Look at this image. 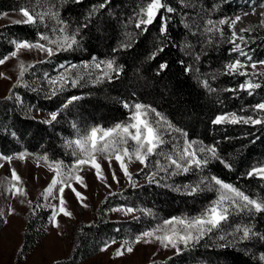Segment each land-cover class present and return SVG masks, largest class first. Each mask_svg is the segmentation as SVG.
<instances>
[{"label":"trees","instance_id":"1","mask_svg":"<svg viewBox=\"0 0 264 264\" xmlns=\"http://www.w3.org/2000/svg\"><path fill=\"white\" fill-rule=\"evenodd\" d=\"M145 2L146 0H112L111 6L97 16L87 30H82V48L61 52L44 60H19L25 66L35 64V67H28L20 86L13 88L19 77V64L16 80L6 94L0 95V152L11 154L27 150L33 154L47 153L56 160L70 163L73 157L70 155L71 149L65 146V140L75 136L73 123L80 126L84 116H93L90 120L94 121L103 114L108 118L118 117L119 120L128 118L131 112L122 106V101L130 104L143 102L155 106L174 125L187 131L188 139L203 141L207 145L218 144L220 155L233 163L232 170H228L219 162L212 161L205 169L206 174L216 175L258 197L264 196V182L244 176L251 166L264 163V126L211 123L217 114L225 111H238L255 116L252 109L254 105L264 101V86L253 90L249 95L246 90L239 89L241 75L224 74V64L232 57L228 52L231 44L227 42L231 29L227 25L223 26V38L218 33L213 35L203 32L206 19L232 18L245 8L264 3V0H192V8L183 6L180 0H167L176 9L174 13H165L169 17L167 38L159 32V16L148 26L146 33L135 28L136 14ZM98 3L99 0H83L81 4H73L71 0H59L62 18L66 21L79 20L78 23H82L90 7ZM24 6L32 7L31 0H0L1 12ZM45 23L49 27L55 26V21L45 20ZM184 24L190 27L186 29ZM45 31L42 23L17 25L11 21L0 25V57L13 50V40L34 42L37 34ZM129 32L134 34L137 43L131 49L115 53L118 62L124 65L119 79H114L112 83L105 81L95 87L89 85L81 90L66 88L64 92H59L50 99L48 97L51 94L48 96L33 87L34 79L43 70L53 69L61 61H76L90 58L91 55H113L111 49L126 39V33ZM192 32H196V35L193 36ZM244 35L247 39L244 45L252 60H264V28L256 26ZM164 45H167L165 50L155 60H150L151 53ZM197 53L199 60L196 59ZM37 61L46 62L36 63ZM164 61H167L168 68L157 75L158 65ZM186 68L189 70L185 71ZM252 78L264 85V77ZM204 79L216 89L215 92H209L203 87ZM10 89L13 90L12 98L5 99L10 94ZM16 95L21 102L16 100ZM71 95H80L83 99L61 111L58 121L51 125L42 123L44 119L32 112L40 106L44 110L56 111ZM13 131L16 132L15 137L11 135ZM187 175L174 176L176 183L180 177ZM188 182L192 181L186 180L179 185ZM194 182L195 180L192 183ZM42 192L38 193L27 213L23 242L18 247L19 249L23 246V252L32 248L45 232L51 209L37 207L33 214L34 205L48 204L41 197ZM110 193L98 206L97 219L81 220L74 226L69 254L48 264H56L57 261L59 264H94L82 262L97 252L105 241L132 239L137 232L152 227L153 224L156 226L159 220L166 218L169 210L163 203L167 199L184 203L187 207H194L204 199L202 193L188 196L170 188L149 184L124 188L123 194H127L124 199L121 195L117 198V192ZM116 202L136 205L139 214L132 219L119 220L102 213L109 204ZM141 209H150L153 215H146ZM237 224H251L254 230L264 233V214L251 220L243 214L232 215L223 223L221 229L209 234L199 244L185 249L181 255L173 254L170 256L172 259L168 257L143 264H264L261 259L264 255V241L258 238L241 242L228 236L227 239L231 242L229 246L224 249L219 247L225 243L219 240V236L232 232Z\"/></svg>","mask_w":264,"mask_h":264},{"label":"snow or ice","instance_id":"2","mask_svg":"<svg viewBox=\"0 0 264 264\" xmlns=\"http://www.w3.org/2000/svg\"><path fill=\"white\" fill-rule=\"evenodd\" d=\"M31 2L35 4V7H21L19 12L24 19L22 21L15 20L12 23L17 25L42 23L46 31L38 33L34 42L13 40V50L9 54L0 57V66L4 65L10 58L18 57L21 50L39 51L50 58L61 52L75 51L77 48H82V30H87L92 21L112 4V0H99L98 4L90 7L88 13L83 18V22L73 27L71 21H66L62 18L59 0H31ZM71 2L73 4H81L83 0H71ZM180 2L185 7H194L192 0H180ZM261 7L264 8V4ZM175 11L176 9L170 6L167 0H146L145 4L140 7L136 14L135 28L146 33L148 26L152 25L157 16H159V32L167 38L169 17L165 16V13L171 14ZM250 14L257 15L255 9H253L251 13L245 12L243 16L236 15L232 18H221L218 20L206 19V26L203 28V32L213 35L218 33L223 38V26L227 25L231 29L230 38L227 40L232 45L229 51L238 53L240 57H244L248 61V63H245L237 58L226 64L225 75L238 74L246 77H264V71L258 70V66H264V61H253L252 57L242 47V45L247 43L242 33L250 32L252 29L242 28L239 31L236 30V25ZM7 15V13L0 14V16ZM258 15L261 17L260 26L264 27V11L258 13ZM45 20L55 21V26L49 27L45 23ZM184 27L187 29L190 26L184 24ZM196 27L199 28V25H196ZM192 35L195 36L196 32H192ZM134 43H137L134 34L131 32L126 33V39L121 40L117 47L111 49L113 55L104 58L91 55L89 60L83 61L81 64L67 66L61 64L60 68L62 71L57 76L53 77L45 74V78L52 86L51 95L48 98L56 96L59 92H64L66 87L69 86L71 88H83L89 85L95 87L103 84L105 81L112 83L114 79H119L123 74L124 65L118 63L115 53L131 49ZM166 46L157 47L151 53L149 59L155 60L157 55L165 50ZM199 58L200 56L197 53L196 59L199 60ZM44 62L46 61H37L36 63ZM28 67H35V64L25 66L23 62H20L19 77L13 88L20 86ZM167 68V61L161 62L158 65L157 75L166 71ZM249 68L252 70L251 72L246 70ZM188 70L187 68L185 69V71ZM0 78L10 79V77H5L3 73H0ZM212 78L215 79V76ZM202 84L209 92L216 91L215 88L211 87L207 79H204ZM262 86L264 85L259 82H253L250 78L241 84L239 89L246 90L251 95L253 90L259 89ZM226 91L234 92L237 89H226ZM9 93L5 99L12 98L13 90L10 89ZM81 99L83 97L80 95L68 96L62 102L60 109L50 112L48 118L41 122L47 125L57 122L61 111L68 109ZM16 100L21 102L18 95H16ZM122 106L131 112L126 121L115 122L111 126L93 125L83 129L75 123L72 124L73 129H75V136L74 138L65 140V146L71 149L70 155L73 157L70 163L66 164L63 160H56L47 153L33 154L24 150L14 155H9L0 152V160L6 161L9 164L14 159L25 161L29 156H33L38 162L43 161L49 171L54 173L53 178L41 193V197L45 201L49 197L58 199V204L34 205L33 214H35L37 207L51 209V215L49 216L51 227L59 229V217L61 215L67 218H72L73 216V213L66 208V189L74 194L80 206L88 207L84 203L87 197L77 190L76 185L85 189L88 187L85 183V177L80 175L84 171L85 166L95 170L94 175L98 181H106L107 177L104 175L98 157H103L107 161L109 168H111L114 158L118 162L123 175L133 188L140 187L137 180L134 179L133 173L129 170V164L135 161L139 162L142 166L140 172L136 173V175L144 173L145 180L149 185L160 186L161 181H165L164 187L171 188L175 192L188 196H195L204 192L215 193V198L198 215L166 218L155 227L140 232L133 239L124 240L115 251V257H123L125 254L133 253L134 244L141 242L152 243L153 241L159 242L164 248L170 247L178 256L185 249L199 244L209 234H214L216 230L221 229L223 223L228 221L232 215L243 214L251 220L264 214V196L258 197L254 193L246 192L238 185L226 182L216 175L206 174L205 169L208 168L212 161L219 162L228 170H232L233 168V163L220 155L218 144L207 145L203 141L188 139L187 131L175 127L164 114L151 104L143 102L130 104L128 101H122ZM252 111L256 113L255 116L240 115L236 112L220 113L214 117L211 123L213 125L244 124L264 126V102L254 105ZM173 133L179 134V137L182 139H177ZM11 135L15 137L16 132L13 131ZM2 166L0 165V167ZM37 166H39V163ZM190 173H199L194 183L188 182L183 185H169L167 183V180L171 177ZM111 175L114 182H120L115 171H112ZM244 176L247 179L256 178L264 182V163H257L251 166ZM34 179H38V177H34ZM105 186L111 187L107 184ZM6 191L12 198L27 196V190L22 186V178L15 168L10 169L9 186ZM54 192L57 194L54 195ZM28 204L31 205L32 201L28 200ZM110 211L124 212L127 215L134 213L136 209L121 206L110 209ZM141 211L146 215H153L150 209H141ZM14 214L15 209L9 206L7 215L12 216ZM0 222L5 225L9 223L4 213H0ZM237 233L240 235L237 236ZM57 234L62 235L59 232ZM228 236H231L233 240L241 242L250 240L253 237L264 241V233L254 230L251 224H237L232 232L219 236V240L225 241V243L219 245L220 248L224 249L229 246L231 242L228 241ZM116 243L115 239L105 241L100 251L107 252ZM23 250V246H21L18 252L22 253ZM169 259H172V257H169ZM261 259L264 260V255L261 256ZM56 264H59V261Z\"/></svg>","mask_w":264,"mask_h":264},{"label":"rangeland","instance_id":"3","mask_svg":"<svg viewBox=\"0 0 264 264\" xmlns=\"http://www.w3.org/2000/svg\"><path fill=\"white\" fill-rule=\"evenodd\" d=\"M264 3L257 4L255 6H250L238 12L236 15H241L245 12L253 11V9H260L261 12L264 11V8L261 5ZM33 4L32 2V7ZM21 8V7H20ZM12 9L7 10L4 12L0 11V14L7 13V16H0V25L7 24L13 20H23L24 18L19 12V9ZM235 15V16H236ZM234 17V16H233ZM261 17H257L256 19H250L249 22H246L242 27L236 25V30L239 31L242 28H253L255 29L256 26H260ZM79 20H71L73 23V27H75ZM264 28V27H263ZM244 35V33H242ZM245 37V35H244ZM245 40L247 41L246 37ZM22 41V40H19ZM239 42V41H238ZM232 47V45L228 48ZM245 52H247L250 56L249 50L242 45ZM11 52V51H10ZM8 52L7 54H9ZM231 59L227 60L224 64L225 65L232 62L233 60L239 58L245 63L248 61L245 60L244 57H240L238 53L230 52ZM6 55V54H5ZM4 55V56H5ZM104 57H109L106 55ZM100 57V58H104ZM25 58L30 60H44L47 58L46 54L41 53L39 51H28V50H21L18 57L10 58L4 65L0 66V73L5 74V77L8 78H0V95H4L8 92L10 85L16 80L18 76V68H19V60ZM117 58V57H116ZM89 58H82L76 61H61L57 66L53 69L43 70V72L34 79L33 87L37 90H42L48 96L51 94L52 86L48 83L47 79L45 78V74L48 76H57L62 69L60 68L61 64L65 66L71 64H81L83 61H87ZM118 61V60H117ZM257 61V60H253ZM264 61V60H259ZM119 63V62H118ZM264 69V66H258V70ZM247 71L251 72L252 70L246 69ZM252 79L253 82H256L252 76L246 77L242 76V81L240 83L243 84L248 79ZM69 89L74 90H81V88H71L66 87ZM85 88V87H83ZM87 88V86H86ZM85 90V89H84ZM248 92V91H247ZM137 101V100H136ZM264 102V101H262ZM41 107V106H40ZM33 109L35 116L41 119H47L48 114L52 111L44 110L42 108ZM228 111L222 112L227 113ZM236 113L240 115H249L242 112L236 111ZM95 115V114H94ZM98 115V114H96ZM131 115V114H130ZM93 116H84L82 118L83 124L79 127L81 129L91 127L93 125H103V126H111L115 122L126 121L128 118H123L119 120L118 117L115 118H108L105 114L99 115L96 118L98 120H90ZM174 125V124H173ZM177 127L176 125H174ZM177 139H182L179 137V134L173 133ZM18 153V152H17ZM15 153H11L9 155H14ZM99 162L102 165L104 175L107 177L106 181H98L96 176L94 175V169H91L88 166L84 167V171L80 173L83 177H85V183L87 184V189L76 185L77 190L80 191L87 199L84 201L88 205V207H82L77 202L76 197L74 194L66 189L65 192V199L67 201L66 208L67 210L73 213L72 218L63 217L62 215L59 217L60 228L54 229L51 227V223L48 219V222L45 225V232L39 237V239L35 242L34 246L25 252L18 254V247L23 242V231L27 223V213L31 208V205L28 204V200L32 202L35 200L36 196L40 191H43L44 188L48 185V183L53 178L54 173L49 171L48 167L45 165L43 161H37L33 156H29L25 161H21L18 159H14L10 164L6 161L0 160V213L5 214V218L9 220L8 224H3L0 222V264H48L52 260L63 257L69 254L71 250V240L73 239V228L77 225L81 220H95L99 216L98 213V206L101 204L104 197L110 192H117V198L121 195V197L127 198V194H123V190L126 187H132L127 178L123 175L122 171L119 168V164L115 159L112 160L111 168H109L108 163L104 160L103 157H98ZM39 163V166L37 164ZM141 165L139 162H132L129 164V170L134 175V179L137 180L138 184H147L145 180L144 173H140L136 175V173L140 172ZM15 168L18 174L22 178V186L27 190V196H16L12 198L9 193H7L6 189L9 186L10 180V169ZM112 171H115L117 178L119 179V183H116L112 180ZM147 171V170H146ZM163 174V173H161ZM199 173H191L187 176H182L177 180L174 177H171L167 180L169 185H179L180 183L186 182V180L194 181L196 180ZM181 176V175H179ZM34 177H38V179H34ZM165 181H161V185L163 186ZM105 184L110 185L111 187H106ZM154 185V184H153ZM164 187V186H163ZM167 188V187H166ZM171 189V188H170ZM54 195L57 193L54 192ZM204 199L196 206L187 207L184 203L180 202H172L165 201L164 206L167 207L169 210V215L166 218H170L172 216H195L200 213L202 209H204L208 203L215 198V193L213 192H204L202 193ZM23 201V203H21ZM48 204H58V199H52L51 197L48 198L46 201ZM9 206L15 209V214L12 216L7 215V210ZM133 207L136 211L132 214L125 215L124 212H114L110 211V209L117 208V207ZM104 215L111 219H132L133 217L139 214V209L136 205L132 203H111L105 208L102 212ZM51 215V213H50ZM166 218L159 220V224ZM157 222V223H158ZM155 227L154 224L152 227H148L137 232L134 237L144 230H148ZM62 233V235H58L57 233ZM133 237V238H134ZM132 238V239H133ZM117 241L116 244L112 245L107 252H101L100 249L95 252L94 254L90 255L89 257L85 258L82 263H100V264H143L153 260H164L170 257L171 255L175 254L174 250L169 248H164L159 242L153 241L152 243H144L141 242L139 244H134V251L131 254H125L123 257H115L114 253L119 248L120 243L124 240H131V239H115ZM103 246V245H102ZM101 246V247H102ZM100 247V248H101Z\"/></svg>","mask_w":264,"mask_h":264},{"label":"bare ground","instance_id":"4","mask_svg":"<svg viewBox=\"0 0 264 264\" xmlns=\"http://www.w3.org/2000/svg\"><path fill=\"white\" fill-rule=\"evenodd\" d=\"M255 11H256V13H257V15H248L247 17H244V19L241 21V22H239L238 24H237V26H239V27H242L246 22H249V20L251 19H256L257 17H259V15H258V13H260L261 12V10L260 9H255ZM252 11H249L248 13H251ZM244 14V13H243ZM243 14H241V16H243Z\"/></svg>","mask_w":264,"mask_h":264}]
</instances>
